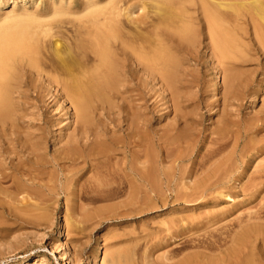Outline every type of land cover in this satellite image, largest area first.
Segmentation results:
<instances>
[{"label":"bare ground","instance_id":"obj_1","mask_svg":"<svg viewBox=\"0 0 264 264\" xmlns=\"http://www.w3.org/2000/svg\"><path fill=\"white\" fill-rule=\"evenodd\" d=\"M70 13L74 16L54 13L59 21L71 24L67 41L52 39L57 17L21 13L0 19V128L16 125L13 98L20 86L18 74L31 72L47 85L55 109L62 110L61 103L72 105L65 106L67 112L61 116L70 119L64 128L71 131L57 143L63 142V159L83 162L85 173L92 172L90 184L71 179L79 197L92 193L87 197L90 202L109 206L114 198L125 197L118 202L123 207L170 208L187 215L162 220L166 236L152 242L147 257L154 248L170 246L164 257L179 258L166 264H264V209L225 224L220 222L229 210L223 208L197 222L189 220L196 210L231 197L235 189L249 193L264 188V183L242 182L253 153L237 154L234 130L243 128L246 134L255 123L264 122L263 84L251 86L252 76L242 78L236 68L254 54L257 70L264 72V0H83ZM44 42L49 55L43 51ZM202 50L208 51L215 84L222 81L216 88L218 119L209 134L197 127L191 89L199 82L188 78L186 68ZM147 90H155L164 101L170 111L164 117L172 115L163 129L152 126L144 110ZM246 96L261 110L247 114L251 116L242 127L241 116L231 118L227 106ZM62 119L42 117L40 134L25 139L28 148L40 151L35 153L41 160L34 161L30 179L43 172L48 134ZM251 150L264 153V143ZM29 188L20 191L29 194L24 201L44 195ZM68 199L67 195L66 201H72ZM102 252L98 242L90 252L93 264H107L100 258ZM109 256L111 264H129L122 252ZM61 258L67 260L65 254ZM32 264L51 262L41 257Z\"/></svg>","mask_w":264,"mask_h":264},{"label":"rangeland","instance_id":"obj_2","mask_svg":"<svg viewBox=\"0 0 264 264\" xmlns=\"http://www.w3.org/2000/svg\"><path fill=\"white\" fill-rule=\"evenodd\" d=\"M82 1L0 0V19L21 13L34 14L36 17H57L52 24V33L55 35L52 39L62 37L67 41L71 24L59 21V15L54 13L67 11L70 16H74L70 12L80 7ZM48 39L46 38L47 41ZM43 45L44 53L49 55L48 43L44 42ZM251 57L252 60L238 64L237 71L242 78L252 76L254 83L251 86L263 84L261 87L264 90V72H259L255 66L257 55L253 54ZM186 68L189 69L188 78L195 77L199 82V86L191 89L196 97L192 110L198 120L197 127L209 134L218 119L217 100L220 99V95H216V88L220 89L222 81L219 83V76V85L215 84L217 77L214 76L215 70L210 64L208 51L202 50L199 59L193 58L186 62ZM18 76L20 86L13 98L16 125L8 123L0 128V264H32L35 259L41 257L48 258L51 264H68V261L75 264H93L90 252L98 242L103 247L100 258L106 259L107 264H111L109 255L114 251L122 252L121 257L129 264H166L176 261L179 257L174 259L164 257L170 246L154 248L148 257L146 251L152 242H161L166 236L165 227L160 224L162 220L170 215L175 217L187 215L176 214L177 210L170 208L137 210L123 207L118 202L125 197L114 198L112 206L106 202H90L87 197L92 193L79 197L75 193L77 186L71 185V179L78 177L80 183L90 184L94 178L92 172L85 173L83 162L70 163L69 160L63 159L61 157L63 142L57 143L59 137L71 131L64 128V124L70 119L61 116L67 112L65 106L72 108V105L68 102L59 103L63 109H55L52 95L45 90L47 85L43 79H38L26 70L20 71ZM151 91L147 90V106L144 110L151 118V125L163 129L172 115L164 117L170 111L155 90ZM250 101L251 97L246 96L241 102L239 100L240 104L236 100L233 105L227 106L233 113L231 118L238 120L241 116L238 121L242 127L248 121V116L261 110L260 104L253 105ZM46 116L51 119H63L55 126L57 130L51 126L52 132L48 134L46 152L48 162L42 166L43 172L37 178L30 179L29 170L35 166V160L41 159L35 157V153L40 151L28 148L25 139L30 135L36 139L35 136L40 134L43 126L41 119ZM263 124L262 121L255 123L252 129H246V134H242L245 129L234 126L238 138L237 154L240 155L244 151L253 153L252 161L248 162L247 169L241 174L242 182L245 184L252 181L264 183V173L261 171L264 153L251 150L255 144L264 143ZM29 187L35 192L44 191V195L42 197L33 195V199L24 201V197H29V194L20 191L29 190ZM233 192L231 197L219 198L215 206L196 210L195 214L189 216V220L197 222L202 220L201 217L206 216V213L223 208L229 210L227 216L220 222L225 224L240 218L245 219L248 213L264 209V188L257 192L248 193L238 189ZM67 195L72 201L69 199L66 201ZM38 205L47 207L39 208ZM196 216L200 218L197 219ZM61 231L62 235L59 236ZM63 254L67 260L61 258ZM160 255L163 258L159 260L157 257Z\"/></svg>","mask_w":264,"mask_h":264}]
</instances>
